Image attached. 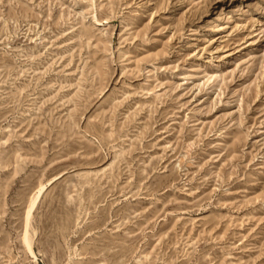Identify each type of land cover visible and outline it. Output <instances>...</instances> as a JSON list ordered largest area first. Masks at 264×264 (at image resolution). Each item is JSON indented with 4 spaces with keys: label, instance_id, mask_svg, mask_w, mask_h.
<instances>
[{
    "label": "rangeland",
    "instance_id": "1",
    "mask_svg": "<svg viewBox=\"0 0 264 264\" xmlns=\"http://www.w3.org/2000/svg\"><path fill=\"white\" fill-rule=\"evenodd\" d=\"M0 264H264V0H0Z\"/></svg>",
    "mask_w": 264,
    "mask_h": 264
},
{
    "label": "bare ground",
    "instance_id": "2",
    "mask_svg": "<svg viewBox=\"0 0 264 264\" xmlns=\"http://www.w3.org/2000/svg\"><path fill=\"white\" fill-rule=\"evenodd\" d=\"M43 187H44V186H42V187L40 188V193H41V191L43 190ZM44 188H45V187H44ZM36 202H37V197H36L34 200L31 201V204H30L29 209H28V211H27V220H26L27 224H26V227L29 226V218H30V216H31L32 209H33V208L35 207V205H36ZM24 241H25V243L27 244V247H28L29 251L33 254V250H32V248H31V245H30V242H29V237H28V231H27V229H26L25 234H24Z\"/></svg>",
    "mask_w": 264,
    "mask_h": 264
}]
</instances>
